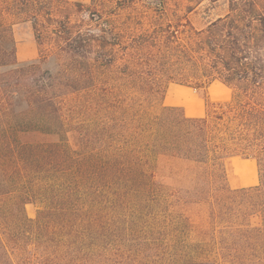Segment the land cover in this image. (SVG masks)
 Instances as JSON below:
<instances>
[{"label":"trees","instance_id":"obj_1","mask_svg":"<svg viewBox=\"0 0 264 264\" xmlns=\"http://www.w3.org/2000/svg\"><path fill=\"white\" fill-rule=\"evenodd\" d=\"M0 264H264V0H0Z\"/></svg>","mask_w":264,"mask_h":264},{"label":"rangeland","instance_id":"obj_2","mask_svg":"<svg viewBox=\"0 0 264 264\" xmlns=\"http://www.w3.org/2000/svg\"><path fill=\"white\" fill-rule=\"evenodd\" d=\"M88 1V0H78ZM222 9L212 11L210 15H206L203 12L191 14L192 20L196 26H201L208 18L215 15V13L222 12ZM13 37L16 43V57L19 62L36 59L38 56V47L33 35L32 28L28 22H21L13 27ZM174 83V82H170ZM168 83V85L170 84ZM167 85V86H168ZM167 90V89H166ZM230 89L215 80L211 82L207 88V94L211 100L224 101L230 96ZM251 163V165H249ZM230 181L229 186L235 188L239 183V176L235 173L236 170L245 171L247 174H255L257 176V170L255 163L251 160H243L239 157H234L228 162ZM238 177V178H237ZM229 179V177H228ZM38 205L36 203H27L25 205V211L30 218H35Z\"/></svg>","mask_w":264,"mask_h":264},{"label":"crops","instance_id":"obj_3","mask_svg":"<svg viewBox=\"0 0 264 264\" xmlns=\"http://www.w3.org/2000/svg\"><path fill=\"white\" fill-rule=\"evenodd\" d=\"M163 103L169 106H181L185 114L190 117L202 116L205 110L204 99L193 88L176 83H170L167 86V90L163 98ZM241 159L251 160L244 158ZM251 161L254 162V160ZM249 165H251V163ZM235 173L239 176V180H240L235 187L252 186L257 184L258 182V176H256L254 173L247 174L245 171H239V170H236ZM228 177H229L228 180L230 181L229 174Z\"/></svg>","mask_w":264,"mask_h":264}]
</instances>
